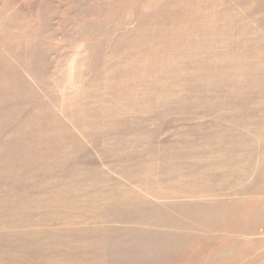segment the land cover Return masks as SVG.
<instances>
[{
    "label": "rangeland",
    "instance_id": "rangeland-1",
    "mask_svg": "<svg viewBox=\"0 0 264 264\" xmlns=\"http://www.w3.org/2000/svg\"><path fill=\"white\" fill-rule=\"evenodd\" d=\"M0 264H264V0H0Z\"/></svg>",
    "mask_w": 264,
    "mask_h": 264
}]
</instances>
